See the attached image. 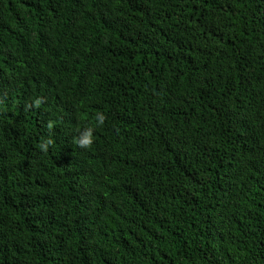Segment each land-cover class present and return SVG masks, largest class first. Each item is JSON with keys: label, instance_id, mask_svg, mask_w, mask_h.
Masks as SVG:
<instances>
[{"label": "trees", "instance_id": "trees-1", "mask_svg": "<svg viewBox=\"0 0 264 264\" xmlns=\"http://www.w3.org/2000/svg\"><path fill=\"white\" fill-rule=\"evenodd\" d=\"M0 264H264V0H0Z\"/></svg>", "mask_w": 264, "mask_h": 264}, {"label": "clouds", "instance_id": "clouds-1", "mask_svg": "<svg viewBox=\"0 0 264 264\" xmlns=\"http://www.w3.org/2000/svg\"><path fill=\"white\" fill-rule=\"evenodd\" d=\"M89 142H90V140L87 138V136L81 140L82 144H87Z\"/></svg>", "mask_w": 264, "mask_h": 264}]
</instances>
